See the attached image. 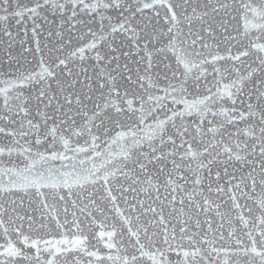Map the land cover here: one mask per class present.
Returning a JSON list of instances; mask_svg holds the SVG:
<instances>
[{
  "label": "snow or ice",
  "instance_id": "1",
  "mask_svg": "<svg viewBox=\"0 0 264 264\" xmlns=\"http://www.w3.org/2000/svg\"><path fill=\"white\" fill-rule=\"evenodd\" d=\"M0 264H264V0H0Z\"/></svg>",
  "mask_w": 264,
  "mask_h": 264
}]
</instances>
